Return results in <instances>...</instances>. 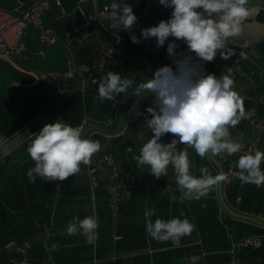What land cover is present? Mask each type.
<instances>
[{"label": "crops", "instance_id": "0c3cea01", "mask_svg": "<svg viewBox=\"0 0 264 264\" xmlns=\"http://www.w3.org/2000/svg\"><path fill=\"white\" fill-rule=\"evenodd\" d=\"M38 1L0 0V8L21 12ZM112 2L61 0L58 4L51 0L43 21L54 29L57 40L44 47L45 59H38L37 52L41 47L38 32L30 28L26 34L27 59L11 60L20 61L36 76L37 71L42 69L65 70L71 59L77 63H92L104 48L115 45V35H121L124 39L120 53L127 65L126 78L128 64L131 65L129 79L138 83L147 82L157 70L165 66L176 68L177 72L176 65L167 53L168 44L173 42V38L170 37L159 49L155 38H141L139 44L132 43L130 39L133 34L139 37L141 29L158 26L156 20L166 16V8L158 0H117L131 5L138 17L131 31L113 28L115 19H107L104 24L92 22L87 28L84 27L87 17L95 15L106 5L110 7ZM247 7L250 15L243 22L240 35L229 38L225 47H233L239 53L232 60L223 59L226 66H234L237 74L235 91L244 102L245 116L237 126L229 129L231 137L241 143L242 149L233 156L224 154L222 158L217 155L201 158L189 149L190 171L196 176L200 175L202 167L208 168L212 175L224 174L230 167L238 169L236 161L240 155L257 150L264 152V0H248ZM176 43L177 52L187 55V45L183 41ZM116 62L112 61L111 64ZM204 69H201L202 73ZM141 72L146 73L145 79ZM74 79L90 103V113L78 126L82 138L99 140L102 147L93 155L90 164H81L76 176L53 182L56 194L51 216L48 223L29 238L31 247L26 255L28 264H264V248L237 249V243L248 236H257L264 241V186L242 183L234 177L229 183L222 180L206 198L181 203L171 167L168 169L169 180L156 179L149 174V166L137 167V161L133 159L139 155L141 146L152 137L142 112L144 108L156 107L155 97H136L127 101L123 128L112 135L110 132L116 130L119 124L125 95L120 94L116 102L113 100L115 107L108 111L98 94L86 92L90 89V81L86 76ZM51 117L65 122L60 116ZM47 124L54 123L37 127L1 156L0 161H4L16 147L24 144L28 147L27 140L34 139L31 134L38 133ZM120 136L122 138L119 140ZM126 143L128 146L125 147ZM129 147L132 152L127 151ZM106 153H113L120 167L119 175L115 178L120 192L116 203L110 192L112 179L102 162ZM92 165L100 167L97 186H93L89 176L88 170ZM261 169L264 170V161ZM130 174L137 177L131 184L128 181ZM153 207L156 209L153 221L158 217L165 220L187 218L195 225L191 234L175 243L152 238L145 229L144 212ZM87 216H93L99 222L96 238L91 243L82 235L66 234L69 221ZM17 246L11 242L5 247L6 252L16 255L10 259L12 264L22 258ZM3 254L4 250L0 251V264L4 260Z\"/></svg>", "mask_w": 264, "mask_h": 264}, {"label": "clouds", "instance_id": "9594fccd", "mask_svg": "<svg viewBox=\"0 0 264 264\" xmlns=\"http://www.w3.org/2000/svg\"><path fill=\"white\" fill-rule=\"evenodd\" d=\"M165 8L172 9L171 17L160 21L158 26L141 29L140 36L133 34L130 39L139 44L141 38H155L157 48H162L169 38V58L179 71L173 72L165 66L157 70L147 82H134L122 77L118 72L109 71L98 86L101 101L116 100L120 94L140 96L152 94L156 107H148L145 118L152 137L144 143L139 155L133 157L137 167L149 166L156 179L166 177L172 168L180 202L206 198L210 191L225 179L223 173L212 175L202 167L200 175L190 171L189 149L205 158L208 155L226 154L233 156L241 152L242 145L230 135V127H235L245 116L244 102L233 89L234 81L228 76L217 77L204 74V63L213 62L217 51L226 47L229 38L237 37L242 24L250 15L248 0H158ZM112 14L117 17L113 28L131 31L138 17L133 7L113 0ZM176 41L187 45V55L177 52ZM194 54V55H193ZM171 134L170 143H163L162 137ZM27 148L34 162L26 175L29 182L37 177L46 182L65 181L76 176L81 164L88 165L94 154L101 150L99 140L82 138L79 127L58 121L45 125ZM183 146V147H180ZM132 152V148L127 149ZM264 152L255 151L240 155L236 161V173L242 183L264 186V170L261 169ZM153 207L144 212L146 232L161 242H177L190 235L195 225L187 218L172 219L152 217ZM99 222L93 216L78 217L69 221L66 234L82 235L91 243L97 235Z\"/></svg>", "mask_w": 264, "mask_h": 264}, {"label": "trees", "instance_id": "16d2710c", "mask_svg": "<svg viewBox=\"0 0 264 264\" xmlns=\"http://www.w3.org/2000/svg\"><path fill=\"white\" fill-rule=\"evenodd\" d=\"M122 47V43H115L109 66L111 71L126 77L127 65L120 53ZM221 50L217 51L213 62L207 63L204 74H221L227 65L220 57ZM112 61L117 62L111 64ZM175 69L172 68L173 72ZM77 86L76 79L42 82L20 61L1 56L0 146L40 116H60L70 126H80L90 113V103L87 95H83ZM89 91L91 95L98 94V87L90 82V89L86 92ZM103 102L108 111L114 109L113 100ZM126 144L125 147L128 146ZM27 148L25 144L18 146L4 161H0V251L4 250L2 264H12L10 259L16 256L5 251L9 243L20 245L48 223L55 199V183L39 177L35 183L29 182L26 173L34 167V162Z\"/></svg>", "mask_w": 264, "mask_h": 264}, {"label": "built area", "instance_id": "2783aa9c", "mask_svg": "<svg viewBox=\"0 0 264 264\" xmlns=\"http://www.w3.org/2000/svg\"><path fill=\"white\" fill-rule=\"evenodd\" d=\"M60 4L61 0H53ZM82 1V0H81ZM51 0H40L31 6L29 9L21 12H12L0 8V55L11 57L13 59H27V41L26 34L28 29L33 28L38 32L39 41L41 44L40 49L37 52L38 59L44 60L46 57V52L44 47L53 44L57 40V35L53 28L48 27L44 24V14L46 10L50 7ZM167 14L164 18L157 19V25L160 21L168 20L171 17L172 9L166 8ZM107 19H115L117 17L112 14V10L109 6H104L95 15L89 16L86 19L84 27L87 28L90 23L97 22L99 24H104ZM116 43L119 44L123 41L121 35H115ZM238 50L233 47H227L220 52V57L225 60H232L237 57ZM114 48L112 46L104 48L99 57L92 63H77L71 59L65 70H38L37 77L42 82L47 81H62L78 78L81 76H86L89 81L99 86V83L107 75L111 68L109 66V61L113 58ZM207 63H204L203 67H206ZM179 71V70H177ZM228 76L234 81L233 89L235 90L237 84V74L233 65H228L225 67L221 76ZM115 102L117 100H114ZM155 106V105H154ZM153 107V106H152ZM148 108V107H147ZM147 108L143 109L142 116L145 121L147 113ZM264 127V125L262 126ZM173 139L171 134H167L162 137L163 143H170ZM28 145H30L32 139H28ZM224 154L217 155V157L222 158ZM136 156V155H135ZM102 162L104 163V168L107 170L108 174L112 179V184L110 185V192L113 196V200L116 203L119 200V183L116 181V177L119 175V164L113 153H106L103 155ZM99 165H92L89 168V176L93 186L99 184ZM239 169L230 167L225 173V183H229L232 178L237 177L236 173ZM169 172V171H168ZM137 177L135 174L129 175V183H134ZM160 179L169 180L167 174L166 177L162 176ZM31 247L30 239L24 240L20 245L17 246V252L22 256L21 259L15 261L16 264H28L26 255ZM249 248H264V241L257 236H248L237 243V249H249Z\"/></svg>", "mask_w": 264, "mask_h": 264}, {"label": "water", "instance_id": "95a60500", "mask_svg": "<svg viewBox=\"0 0 264 264\" xmlns=\"http://www.w3.org/2000/svg\"><path fill=\"white\" fill-rule=\"evenodd\" d=\"M136 50H138V48L136 47ZM138 53V52H136ZM129 70H128V75L127 78H129L130 74H131V65L128 64ZM148 71V69H147ZM145 72H141V75L144 77L145 79ZM146 96H153L152 94H143L140 96L134 95V94H129L127 96L124 97L123 100V105L121 107L120 110V116H119V124L118 127L116 128V130L110 132V134L114 135L117 134L121 131V129L123 128V125L125 123V117H124V106L126 104L127 101H129L132 98H136V97H146ZM58 121H62L60 118L57 117H51V116H46V117H40L38 119H36L35 121H33L31 124H29L27 127H25L22 131H20L19 133H17L15 136H13L12 138H10L9 140H7L5 143H3L0 146V157L3 156L4 154H6L8 151H10L12 148H14L15 146H17L20 142H22L32 131H34L37 127H39L42 124H46V123H56ZM64 122V121H63ZM96 128H100L98 126H95ZM95 128V129H96ZM102 131H104L101 128ZM105 132V131H104ZM108 133V132H106Z\"/></svg>", "mask_w": 264, "mask_h": 264}, {"label": "rangeland", "instance_id": "374dc122", "mask_svg": "<svg viewBox=\"0 0 264 264\" xmlns=\"http://www.w3.org/2000/svg\"><path fill=\"white\" fill-rule=\"evenodd\" d=\"M6 59L11 60V57H6Z\"/></svg>", "mask_w": 264, "mask_h": 264}]
</instances>
